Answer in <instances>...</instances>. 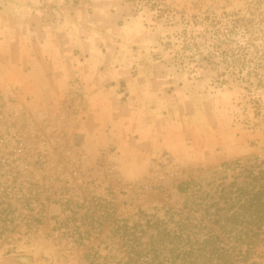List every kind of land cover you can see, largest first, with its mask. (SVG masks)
I'll list each match as a JSON object with an SVG mask.
<instances>
[{
	"label": "rangeland",
	"instance_id": "1",
	"mask_svg": "<svg viewBox=\"0 0 264 264\" xmlns=\"http://www.w3.org/2000/svg\"><path fill=\"white\" fill-rule=\"evenodd\" d=\"M254 156L264 0H0V264L121 258L113 219L199 218Z\"/></svg>",
	"mask_w": 264,
	"mask_h": 264
},
{
	"label": "trees",
	"instance_id": "2",
	"mask_svg": "<svg viewBox=\"0 0 264 264\" xmlns=\"http://www.w3.org/2000/svg\"><path fill=\"white\" fill-rule=\"evenodd\" d=\"M225 165L234 171L231 180L220 182L213 194H200L203 214L199 218L180 217L171 227L169 218L146 214L143 222L131 224L113 219L111 229L124 255L112 260L103 257L102 262L100 254L89 252L88 263L252 264L255 248L264 242V157ZM184 185H179L181 192ZM16 219L8 193L0 195V241L15 232Z\"/></svg>",
	"mask_w": 264,
	"mask_h": 264
}]
</instances>
